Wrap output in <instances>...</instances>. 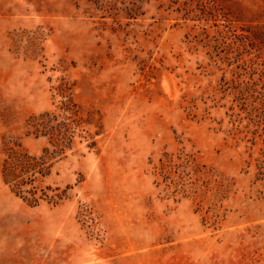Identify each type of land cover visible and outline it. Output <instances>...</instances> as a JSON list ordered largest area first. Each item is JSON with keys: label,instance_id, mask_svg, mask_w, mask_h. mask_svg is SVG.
<instances>
[{"label": "rangeland", "instance_id": "rangeland-1", "mask_svg": "<svg viewBox=\"0 0 264 264\" xmlns=\"http://www.w3.org/2000/svg\"><path fill=\"white\" fill-rule=\"evenodd\" d=\"M61 78L100 130L31 207L2 142ZM0 264H264V0H0Z\"/></svg>", "mask_w": 264, "mask_h": 264}, {"label": "trees", "instance_id": "trees-1", "mask_svg": "<svg viewBox=\"0 0 264 264\" xmlns=\"http://www.w3.org/2000/svg\"><path fill=\"white\" fill-rule=\"evenodd\" d=\"M71 87L65 78H61L60 84L52 88L61 98L55 111L31 116L25 123L26 135L48 141L39 156L29 154L18 138L9 137L2 142V181L31 207L43 201L56 205L61 200V196L48 195L49 187L41 188V179L49 176L53 164L64 157L77 137L86 141L89 149L96 146L94 137L99 133V122L95 120L94 112L85 111L74 101ZM87 126L98 130L90 133Z\"/></svg>", "mask_w": 264, "mask_h": 264}]
</instances>
